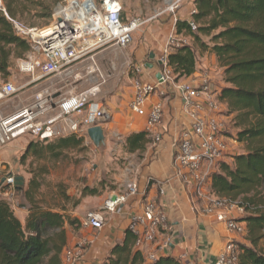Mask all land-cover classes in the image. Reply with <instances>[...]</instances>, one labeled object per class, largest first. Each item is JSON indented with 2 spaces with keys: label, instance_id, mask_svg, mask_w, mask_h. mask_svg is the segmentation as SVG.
<instances>
[{
  "label": "built area",
  "instance_id": "built-area-1",
  "mask_svg": "<svg viewBox=\"0 0 264 264\" xmlns=\"http://www.w3.org/2000/svg\"><path fill=\"white\" fill-rule=\"evenodd\" d=\"M171 1L168 10L173 13L185 0ZM195 13L193 8L189 13L190 18ZM10 22L16 36L29 45V52L18 62L19 72L28 76L29 81L20 87L10 82L0 84V104L31 84L67 73L73 66L93 58L96 52L105 47L125 49L143 24L138 18L125 20L118 0H62L52 12L51 24L44 28L28 27L14 20ZM187 22L192 32L197 30L191 19ZM180 36L179 40L172 35L167 39L159 58L160 77L153 83L144 82V65L133 67L132 97L128 108L136 117L144 119V129L149 133L163 117V105L151 102V97L160 87L169 84L179 91L189 125L174 147L173 164L177 177L190 185L194 194L204 201L203 215L223 224L229 236H240L245 233L246 227L243 222L233 219L230 213L236 210L243 214L244 209L227 200L204 195L209 178L206 168L217 164L227 154L228 139L224 137L222 122L225 111L219 100L220 95L211 89L207 76L196 85L174 84L172 72L167 66L168 55L178 48L190 46V40ZM100 79L103 80L101 74ZM98 92L97 88H92L81 94L61 96L56 102L57 116L46 121L42 118L48 113L46 106L49 96H43L45 92L39 93L32 104L8 116H0V149L17 140L29 138L48 142L81 132L85 134L88 128L105 125L110 115L99 100ZM17 182V178L0 168V189H14ZM164 193L163 189L159 191L161 196ZM138 194L137 186L130 184L124 193L107 197L100 210L84 215L81 228L101 231L106 217L121 214L128 198ZM128 228L137 236L135 248L146 250L148 262L154 261L168 247V240L157 242L160 232L168 230V221L153 201H146L140 212L128 215ZM89 244L82 239L73 247L66 248L62 264H80ZM239 255V245L230 238L213 264H238Z\"/></svg>",
  "mask_w": 264,
  "mask_h": 264
},
{
  "label": "trees",
  "instance_id": "trees-1",
  "mask_svg": "<svg viewBox=\"0 0 264 264\" xmlns=\"http://www.w3.org/2000/svg\"><path fill=\"white\" fill-rule=\"evenodd\" d=\"M42 0H2L0 5V75H9L13 59L29 52L27 42L16 36L14 20L29 26L52 18L50 6ZM196 13L191 21L198 24V34L212 36L210 53L223 69L226 85L219 100L226 105L228 115H234V125L240 128L233 138L244 144V152L232 156V164L220 161L210 177L209 191L215 198L242 207L249 215L239 220L245 223L249 247L239 246L238 264H264V253L256 250L264 238V0H196ZM38 8L39 10H37ZM23 21V22H22ZM25 25V24H24ZM176 35L198 38L187 21L178 20ZM167 66L175 81L195 73V55L191 46H183L168 55ZM76 135L42 143H30L25 155L57 160L66 152L82 145ZM149 133L131 134L125 141L128 153H142L150 144ZM34 181L30 182L32 185ZM22 185V180L17 186ZM84 196H95V189L85 188ZM29 204L23 223L10 205L0 198V264H62L68 244L67 227H78L69 215L39 206L31 190L24 194ZM137 236L129 228L121 243L110 251L103 264H182L170 255L147 261L145 250L135 248Z\"/></svg>",
  "mask_w": 264,
  "mask_h": 264
},
{
  "label": "rangeland",
  "instance_id": "rangeland-1",
  "mask_svg": "<svg viewBox=\"0 0 264 264\" xmlns=\"http://www.w3.org/2000/svg\"><path fill=\"white\" fill-rule=\"evenodd\" d=\"M60 1L62 0H42V4L50 6L53 12ZM118 1L122 5L125 20L138 18L143 22L133 34V40L128 47L125 49L105 47L96 52L93 58L73 66L67 73L46 78L37 84L25 87L0 104V116H8L32 104L36 95L42 92H45L43 96H49L46 106L48 113L56 111L57 98L54 99L56 95H77L92 88L98 89V98L104 106H107L112 97H118L121 100L130 90L133 67L137 64H142L144 67L147 64L156 65L167 39L171 35L178 40L181 38L175 33L176 22L190 20L189 13L196 8V0H185L173 13L168 10L169 0ZM1 2L2 0L0 4ZM51 22L52 18L36 21L33 26L23 23L32 28H44ZM196 26L198 28V24ZM193 33L197 36L198 42L192 36L183 35L190 40L189 45L198 53L210 54L213 46L211 39L216 32L211 33L210 36L198 34L197 30ZM155 53L158 54L157 57L151 60L150 54ZM20 59L22 58L11 60L9 75L5 77L0 75V84L10 82L15 87H20L29 81V77L18 70ZM100 74L103 80L100 79ZM173 79L175 80L174 76ZM33 94H35L34 97ZM20 100L22 103L18 105ZM126 111L125 109L124 112ZM233 116L229 117L224 113L223 134L228 139L229 153L239 154L244 151L245 145L239 144L233 138L240 130L235 127ZM132 117L139 121L135 115ZM108 122L109 120L105 124ZM76 136L83 138L82 145L66 152L57 160L50 159L47 153L43 158L34 157L31 154L25 155V150L30 143H42L29 138L24 141H14L0 149L1 170L12 174L18 181L22 180V185H16L14 189H0V198L9 204L13 211L16 210L18 215H21L18 209H24L28 213L29 204L24 194L30 189L35 202L43 209L62 212L76 219L78 221L76 229L66 228L69 240L72 241L69 248L82 239L88 241L87 235L82 232L81 220L87 212L98 211L103 201L117 188L116 180L122 170L128 167L132 156L125 149L126 133L114 132L107 126L104 129L105 145L99 148H95L84 133H78ZM229 153L227 152L225 158L231 157ZM32 181L34 183L31 185ZM85 188L95 189L96 195L84 196ZM236 238H240L241 241L246 239V231ZM236 238L234 242L243 246ZM256 250L264 253V238L257 243Z\"/></svg>",
  "mask_w": 264,
  "mask_h": 264
},
{
  "label": "crops",
  "instance_id": "crops-1",
  "mask_svg": "<svg viewBox=\"0 0 264 264\" xmlns=\"http://www.w3.org/2000/svg\"><path fill=\"white\" fill-rule=\"evenodd\" d=\"M191 48L196 56L195 73L188 78H180L174 81V84L196 85L200 79L207 76L211 83V89L219 96L226 85L222 79L223 70L219 68L216 57L211 53H198L193 47ZM157 55L155 53L154 57ZM158 62L159 60L151 69L145 65L144 82L153 83L155 81L160 71ZM129 89L121 100L118 97H112V100L105 106L110 118L108 124L101 126L103 130L107 126L114 132L126 133L127 137L145 131L144 119L139 118L137 121L132 117L134 114H130L128 105L132 97V90L131 87ZM61 96L56 95L54 99L57 98L58 101ZM20 101L18 105L22 103V100ZM151 102H159L163 105L162 120L154 130L149 132L151 142L145 150L142 153L132 154L128 167L122 170L117 178V188L110 196L124 193L125 188L130 184L137 186L139 194L128 198L127 203L122 207L121 214L106 217L105 226L101 231L82 229V232L87 235L90 245L80 264L107 263L113 246L121 243L124 238V232L128 228V215L132 212H140L146 201L155 202L168 221V230L161 231L157 237L158 243L168 240V247L158 256L170 255L178 258L182 264H213L226 242L230 238L234 240L237 237L229 236L224 225L218 223L213 217L203 215L204 201L194 194L190 185L181 182L177 177V170L173 164L174 147L189 125L179 91L172 84L162 86L151 97ZM125 109L126 112H124ZM222 109L227 114L226 105L223 102ZM57 114V111L47 113L42 120L46 121L56 117ZM228 116L232 117L233 115ZM228 155L231 157L223 158L221 161L231 165L233 162L231 158L237 153H229ZM206 170L210 176L217 170V165L214 164ZM209 187L210 177L203 191L204 195L213 196ZM161 189L165 192L163 196L159 194ZM101 206L98 210L101 209ZM18 212L22 216L18 215L16 210L14 211L16 217L23 223L27 211L18 209ZM248 215V213L239 214L236 210H232L230 213V216L238 221ZM236 240L243 246L249 247L246 239L241 241L240 238H236ZM71 244L72 241L68 237L66 248H69ZM145 253H147L146 250Z\"/></svg>",
  "mask_w": 264,
  "mask_h": 264
},
{
  "label": "water",
  "instance_id": "water-1",
  "mask_svg": "<svg viewBox=\"0 0 264 264\" xmlns=\"http://www.w3.org/2000/svg\"><path fill=\"white\" fill-rule=\"evenodd\" d=\"M149 58L152 60L154 58V54H150ZM159 65H161L160 62H158ZM147 68L151 69L153 67L152 64H147ZM160 77V74L158 73L156 78L158 79ZM85 135L89 139V141L93 144L95 148H99L100 146L105 145V136H104V130L101 126H94L91 128H88L85 131ZM4 181L2 180L1 183Z\"/></svg>",
  "mask_w": 264,
  "mask_h": 264
},
{
  "label": "bare ground",
  "instance_id": "bare-ground-1",
  "mask_svg": "<svg viewBox=\"0 0 264 264\" xmlns=\"http://www.w3.org/2000/svg\"><path fill=\"white\" fill-rule=\"evenodd\" d=\"M168 4H169V6H170V5L172 4V1H171V0H169V1H168Z\"/></svg>",
  "mask_w": 264,
  "mask_h": 264
}]
</instances>
